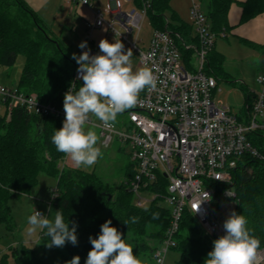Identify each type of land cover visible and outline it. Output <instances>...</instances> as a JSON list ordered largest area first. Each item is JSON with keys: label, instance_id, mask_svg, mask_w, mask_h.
I'll use <instances>...</instances> for the list:
<instances>
[{"label": "trees", "instance_id": "16d2710c", "mask_svg": "<svg viewBox=\"0 0 264 264\" xmlns=\"http://www.w3.org/2000/svg\"><path fill=\"white\" fill-rule=\"evenodd\" d=\"M138 6V0H133ZM170 0H152L147 12L150 25L155 30L167 31L177 35L175 43L183 62L191 67L192 51L185 45L196 42L189 25L180 21L174 14L167 21L165 13ZM201 9L209 22L210 31L225 38L230 31L227 15L232 0H200ZM241 8L239 23L264 14V0H245L237 3ZM73 53L51 31L43 25L37 14L23 0H0V69L13 67L16 59H24L16 89L23 94H34L42 103L57 105L64 92L69 88L76 69ZM223 56L213 49L208 53L204 72L217 78L228 75L224 72ZM83 82L76 84L73 92L78 91ZM239 89L244 93L245 104H249L252 93L243 85ZM125 111L121 114H124ZM92 118V117H91ZM95 118V117H93ZM63 121L51 117L28 114L22 108H14L8 115L6 110L0 116V223L11 231L13 223L8 201L11 197L29 194L36 186L38 174L46 173L56 181L55 189L49 188L52 198L50 204L63 213L69 227L76 225L77 245L66 242L57 251L60 260L57 264H67L74 256L80 257L85 264L92 245L89 237L97 238L101 225L112 221L123 238L130 233L150 258L153 250L147 247L144 239H152L160 244L169 225V210L160 205L166 195L167 181L163 174H157L156 182L147 188L146 193L156 195L146 207L139 208L133 203L128 192V183L136 173L135 166L129 162L125 171V181L117 189L107 186L94 172H85L77 168H57L65 156L56 150L51 136L62 127ZM248 140L257 149L260 158L243 156L232 170L231 185L210 184L214 190L213 206L217 212L220 206L230 201L221 197L222 192L231 190L235 194L233 202L237 214H243L251 234L260 241L258 250L264 249V136L253 133ZM154 214H157L154 218ZM138 217L135 224L126 220ZM50 237L48 238V241ZM173 250L178 254L175 264H205L208 252L213 249V241L204 234L193 216L185 210L175 236ZM14 264H43L35 249L19 245L10 248ZM7 255H3L0 264H5Z\"/></svg>", "mask_w": 264, "mask_h": 264}, {"label": "built area", "instance_id": "2783aa9c", "mask_svg": "<svg viewBox=\"0 0 264 264\" xmlns=\"http://www.w3.org/2000/svg\"><path fill=\"white\" fill-rule=\"evenodd\" d=\"M68 4H80L91 8L90 0H64ZM133 8L122 10L119 0H112L103 12L95 10L93 20L85 23L87 48H77V55L90 49V55L101 54L94 46L92 33L105 29L106 37L121 40L125 51L131 49L139 67L153 70L157 84L155 89H145L137 104L125 110L127 123L122 130L115 125L105 128L101 122L90 118L88 126L96 127L100 145L108 148L113 140L130 147L129 161L136 173L128 183V192L136 207L144 208L152 199L143 198L147 188L156 182L157 174L166 181L169 225L159 246L153 250L151 259L160 264L167 253L175 247L182 215L187 210L204 233L212 240L225 235L213 206L214 190L210 184L231 185L232 170L239 158H260L257 149L248 140V135L264 136V73L255 79L257 90L253 91L249 104L244 105V114H232L230 108L214 102L216 78L204 72L208 53L213 49L215 38L201 9L200 0H190L189 24L196 42L185 45L192 51L191 67L183 62L175 43L177 35L152 28L147 47L137 45L141 24L151 8L152 0L133 1ZM106 14L109 15L106 18ZM132 36V38H130ZM223 38L224 35L220 34ZM80 42V43H81ZM69 85L71 91L79 82L77 68ZM57 105L40 102L34 94H23L16 87L0 86V100L7 114L14 108H22L28 114L54 119H65L63 99ZM222 192L224 199H235ZM207 193L209 196H207ZM200 210L195 213V208ZM264 263V249L257 250L255 264Z\"/></svg>", "mask_w": 264, "mask_h": 264}, {"label": "clouds", "instance_id": "9594fccd", "mask_svg": "<svg viewBox=\"0 0 264 264\" xmlns=\"http://www.w3.org/2000/svg\"><path fill=\"white\" fill-rule=\"evenodd\" d=\"M78 47L87 48V41ZM98 47L101 54L90 55V49L80 55L73 53L72 59L79 65L77 78L83 85L75 92L71 91L72 86L64 94L65 119L62 127L51 136L56 150L66 154L77 168L93 166L102 155L97 146V133L86 129L90 118L95 117L105 128L113 127L118 114L137 104L140 92L146 88L155 89L157 84L151 68L133 71V52L131 49L125 51L121 40L101 39ZM226 195L233 197L234 193L229 189ZM200 205L195 208V213L200 210ZM49 212L52 213L51 208ZM137 221L138 217H131L124 224ZM247 223L243 214L232 211L223 223L226 234L213 241L205 264H255L261 241L251 234ZM28 224L30 233L40 229L43 237H50L48 248L63 247L66 242L74 246L78 243L75 223L72 222L70 228L61 210L55 211L52 218L36 210L28 217ZM89 241L92 248L85 264H142L110 219L101 225L98 237L90 236ZM67 264H80V257L74 256Z\"/></svg>", "mask_w": 264, "mask_h": 264}, {"label": "rangeland", "instance_id": "374dc122", "mask_svg": "<svg viewBox=\"0 0 264 264\" xmlns=\"http://www.w3.org/2000/svg\"><path fill=\"white\" fill-rule=\"evenodd\" d=\"M96 1L98 3L94 4L95 8L100 11H104L110 6V0ZM120 1L122 3L123 11H128L133 8V2L131 3V0ZM189 5L190 0H170L169 9L165 13L167 21L171 24H175L171 19L172 14H174L180 21L187 22L189 19ZM107 17L109 16L106 15V18ZM65 22L66 26L64 27L63 25ZM70 22L73 23V14L70 16L67 11L60 15L49 16V18L42 21L43 25L51 31L54 37L59 39L69 48V50L75 52L78 36L80 35V27H78V31L76 35H74L70 31L72 29L71 26H69ZM151 29L152 27L149 19L146 17L141 24L139 38L146 42L151 34ZM130 38H132V36H130ZM214 44L215 51L223 55L224 61L222 68L228 76L225 78L221 75L217 76V86L213 93V100L218 104L230 108L232 114L239 116L244 114L245 105V96L239 89V85L243 83L248 90H257L255 79L258 75L264 73V45H257L250 41L244 42L240 40L239 37L232 34H227L226 38H215ZM131 59L133 71L141 68L138 66L137 60L134 56H132ZM257 60H259L258 65ZM23 63V57L19 56L13 67L1 68L0 86L9 89L15 88ZM4 112L5 107L0 100V116H2ZM92 120L93 122H100L93 117ZM126 123V114H118L114 125L117 129L122 130ZM86 129H92L98 135L96 127L86 125ZM97 146L101 148L102 155L93 166L77 168L65 154L63 159L57 165V168L59 171L66 168H77L85 172H94V174L97 175L107 186L117 189L125 181V171L130 162V147L116 139L113 140L108 148H103L100 145V139H98ZM55 186V179L46 173L41 172L38 174L36 186L30 190L29 194L17 198L11 197L9 199L8 207L15 227L13 230L9 231L2 223H0V259L3 255H7L5 264H14L10 248L14 249L19 245L35 249L38 258L43 264H57L59 262L60 257L57 251L46 246L49 237H43L40 229L30 233V225L28 224V217L36 210L45 216H50V218L54 216L57 208L50 204L52 194L49 188L55 189ZM143 194L142 197L147 200H150L153 197V195L147 193ZM160 205L168 209V205L164 200L160 201ZM234 205L235 203L233 200L227 201L223 203L216 212L217 220L222 227L224 221L234 210ZM49 208H51L52 213L49 212ZM124 239L126 243H129L133 247L134 255L142 261V264H155L150 258L149 252H142L138 247L135 238L130 233H127ZM144 243L151 250H154L159 246L157 241L152 239L146 238L144 239ZM177 261L178 254L172 249L167 253L164 264H175Z\"/></svg>", "mask_w": 264, "mask_h": 264}, {"label": "crops", "instance_id": "0c3cea01", "mask_svg": "<svg viewBox=\"0 0 264 264\" xmlns=\"http://www.w3.org/2000/svg\"><path fill=\"white\" fill-rule=\"evenodd\" d=\"M23 1L37 14V16L42 21H44V19L49 18V16L63 14V12L65 11H67L68 15L70 16L73 14V23L70 22V25H69L72 28L70 30L71 33L76 35L78 31V27H80L79 29L80 35L78 36V41L76 43L75 51H77L78 45L80 44V42L82 41L85 35V32H86L85 23L92 21L93 12L95 10H98L97 8H95V5H94L95 3H98L96 0H93V1L90 0L92 2L91 8L84 7L80 4H68L64 2V0H23ZM244 1L245 0H232V5L230 6V9L227 15V22L231 29L227 34H232L234 36H237L239 37L240 40L244 42L250 41L257 45H264V14L259 15L249 20L246 23H243V24L239 23L240 16H241V8L238 6L237 3H243ZM111 2L112 0H110V4ZM132 2L133 0H131V3ZM106 15L109 16L108 14ZM76 23H77V26H76ZM184 23L190 26L188 20L187 22H184ZM63 26L64 27L66 26V22ZM151 33H152V29H151ZM150 37H151V34L149 35V38L146 42H144L143 40L139 38V40L137 41V45L141 48L147 47ZM92 38H93L95 47L99 45V41L101 39H107L109 42L114 41L106 37L105 29L95 30L92 33ZM214 49H215V44H214ZM241 85H243L249 93H253V91L248 90V88L243 83H241ZM141 93L142 92H140V94Z\"/></svg>", "mask_w": 264, "mask_h": 264}]
</instances>
